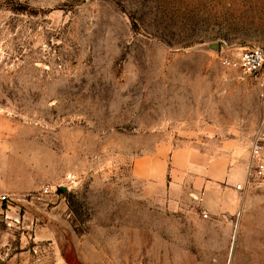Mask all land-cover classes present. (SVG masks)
<instances>
[{"label": "rangeland", "instance_id": "rangeland-1", "mask_svg": "<svg viewBox=\"0 0 264 264\" xmlns=\"http://www.w3.org/2000/svg\"><path fill=\"white\" fill-rule=\"evenodd\" d=\"M253 47L264 0H0V264H264V178L210 213L133 168L250 159L264 101L220 58Z\"/></svg>", "mask_w": 264, "mask_h": 264}, {"label": "crops", "instance_id": "crops-1", "mask_svg": "<svg viewBox=\"0 0 264 264\" xmlns=\"http://www.w3.org/2000/svg\"><path fill=\"white\" fill-rule=\"evenodd\" d=\"M234 147L233 142L227 141L216 152H208L196 148L191 140L176 147L171 140L154 152L137 157L134 173L149 193L164 190L168 184L197 192L204 202V211L213 213L222 207L223 195L233 201L234 182L246 183L248 178L250 159L240 160Z\"/></svg>", "mask_w": 264, "mask_h": 264}, {"label": "built area", "instance_id": "built-area-1", "mask_svg": "<svg viewBox=\"0 0 264 264\" xmlns=\"http://www.w3.org/2000/svg\"><path fill=\"white\" fill-rule=\"evenodd\" d=\"M220 64L226 70L238 73L241 79L251 80L264 101V48L233 49L220 58ZM262 178H264V129H260L252 140L246 184H250L251 179ZM237 188L241 189L242 185H238Z\"/></svg>", "mask_w": 264, "mask_h": 264}]
</instances>
